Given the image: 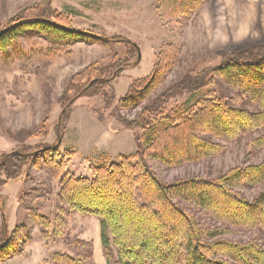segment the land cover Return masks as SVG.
Instances as JSON below:
<instances>
[{
	"label": "rangeland",
	"instance_id": "obj_1",
	"mask_svg": "<svg viewBox=\"0 0 264 264\" xmlns=\"http://www.w3.org/2000/svg\"><path fill=\"white\" fill-rule=\"evenodd\" d=\"M167 1L0 0V29L27 8L22 14L24 19L47 12L59 15L75 30L129 38L137 46L130 57L136 56V50L140 57L135 67L123 69L108 82L104 80L100 93L73 100L58 142L55 128L69 78L86 66L90 71L75 76L74 83L85 85L95 75L107 76L131 46L105 44L85 35L50 41L30 28L18 33L13 44L0 49V159L8 152L30 153L40 145H48L59 151L54 161L64 164L57 167L42 153L37 162L24 164L16 179L0 186V223L5 215L8 231L14 230L17 236L19 250L0 260V264H74L73 259L82 257L81 241L88 242L94 264H106L98 217L80 211L75 206L78 202L61 194V190L70 178H91L92 168L98 164L135 152V136L141 131L127 128L117 119V113L134 118L140 110L139 105L120 103L129 85L148 76L154 65L165 58L172 62V68L155 94L187 70L215 66L228 51H249L264 43V0H202L187 18L173 16ZM4 53L7 54L3 56ZM102 67H107L108 72L99 71ZM217 91L234 108L263 111L240 89L219 78L207 92L215 96ZM75 93L72 89L63 98L71 99ZM187 99L176 98L171 106ZM204 139L213 150L195 160L173 166L150 156L147 160L160 180L167 183L184 177L212 178L234 167L258 164L264 160V115L234 136L214 131ZM0 179H5L2 173ZM33 189L44 190L46 199L22 202L21 192ZM238 190L250 200L264 190V181ZM135 196L140 204H146L138 190ZM174 200L204 228H221L223 232L217 238L240 243L256 240L264 245V227L234 222L188 201ZM87 247L84 245V249ZM112 247L116 256V245L112 243Z\"/></svg>",
	"mask_w": 264,
	"mask_h": 264
},
{
	"label": "trees",
	"instance_id": "obj_2",
	"mask_svg": "<svg viewBox=\"0 0 264 264\" xmlns=\"http://www.w3.org/2000/svg\"><path fill=\"white\" fill-rule=\"evenodd\" d=\"M201 2L167 1L172 15L182 18H187ZM25 9L0 29V49L13 44L18 33L30 28L36 29L50 41L85 35L105 44L117 42L131 46L122 60L118 59L112 72H108L107 67L99 69L107 70V76L95 75L94 80L85 85L74 83L75 76L90 71L86 66L69 78L55 128L59 142L73 100L77 96L100 93L104 80L108 82L123 69L135 67L140 57L138 50L136 56L130 57L137 46L129 38L79 33L61 21L59 15L54 17L47 12L33 19H24L22 14ZM163 59L154 65L148 76L134 80L120 100L123 106H140L134 118L117 113V119L123 126L141 131L135 136V152L121 154L117 161L98 164L92 168L91 178H70L63 183L61 194L69 198L72 196L78 202L75 206L80 211L98 217L106 264H264V245L256 240L240 243L217 238L223 232L221 228H204L174 200L188 201L234 222L264 227V190L257 192L250 200L238 190L243 185L264 181V160L254 165L234 167L212 178L184 177L169 183L160 180L147 160L150 156L168 166L195 160L213 150L212 144L204 139L211 132L215 131L217 135L225 132L234 136L259 121L264 115V43L249 51H228L219 64L200 71L187 70L153 94L172 68V62ZM218 78L240 89L263 111L234 108L222 92L217 91L215 96L207 92ZM72 89L76 91L75 95L65 101L63 97ZM184 96L188 99L171 106L172 100ZM54 148L40 145L30 153H5L0 159V173L5 176V179H0V186L6 180L16 179L22 166L31 160L37 162L42 153L48 160L54 161L59 153ZM55 164L57 167L64 165ZM136 190L145 198L146 204L137 201ZM47 195L44 190L33 189L21 192L19 197L24 203H32L38 198L46 199ZM155 205L156 209H152L151 206ZM12 231H8L6 217L2 215L0 260L17 253V236ZM80 243L83 245L82 257L71 260L74 264H94L88 242ZM112 243L117 248L116 256ZM84 245L87 248L84 249Z\"/></svg>",
	"mask_w": 264,
	"mask_h": 264
},
{
	"label": "water",
	"instance_id": "obj_3",
	"mask_svg": "<svg viewBox=\"0 0 264 264\" xmlns=\"http://www.w3.org/2000/svg\"><path fill=\"white\" fill-rule=\"evenodd\" d=\"M77 32H79V33H85V34H90V33H88V32H84V31H80V30H76ZM92 35H95V34H92ZM96 36V35H95Z\"/></svg>",
	"mask_w": 264,
	"mask_h": 264
}]
</instances>
